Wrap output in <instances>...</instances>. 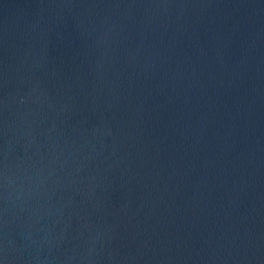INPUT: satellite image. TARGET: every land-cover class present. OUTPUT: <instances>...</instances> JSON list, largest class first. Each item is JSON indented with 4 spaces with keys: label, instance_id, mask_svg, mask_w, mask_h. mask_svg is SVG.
<instances>
[{
    "label": "water",
    "instance_id": "water-1",
    "mask_svg": "<svg viewBox=\"0 0 264 264\" xmlns=\"http://www.w3.org/2000/svg\"><path fill=\"white\" fill-rule=\"evenodd\" d=\"M0 264H264V0H0Z\"/></svg>",
    "mask_w": 264,
    "mask_h": 264
}]
</instances>
